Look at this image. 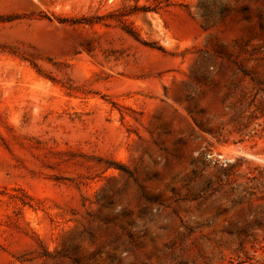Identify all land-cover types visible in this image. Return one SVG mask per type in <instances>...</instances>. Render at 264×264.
<instances>
[{
	"label": "rangeland",
	"instance_id": "1",
	"mask_svg": "<svg viewBox=\"0 0 264 264\" xmlns=\"http://www.w3.org/2000/svg\"><path fill=\"white\" fill-rule=\"evenodd\" d=\"M0 264H264V0H0Z\"/></svg>",
	"mask_w": 264,
	"mask_h": 264
},
{
	"label": "trees",
	"instance_id": "2",
	"mask_svg": "<svg viewBox=\"0 0 264 264\" xmlns=\"http://www.w3.org/2000/svg\"><path fill=\"white\" fill-rule=\"evenodd\" d=\"M130 32V31H129ZM131 33V32H130ZM133 35V34H132Z\"/></svg>",
	"mask_w": 264,
	"mask_h": 264
}]
</instances>
